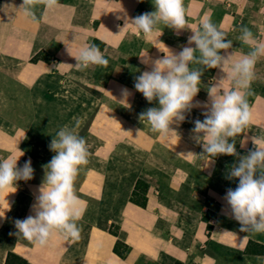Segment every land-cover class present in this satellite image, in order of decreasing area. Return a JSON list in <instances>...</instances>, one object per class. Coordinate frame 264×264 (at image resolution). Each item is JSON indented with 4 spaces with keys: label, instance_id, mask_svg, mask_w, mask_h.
<instances>
[{
    "label": "crops",
    "instance_id": "1",
    "mask_svg": "<svg viewBox=\"0 0 264 264\" xmlns=\"http://www.w3.org/2000/svg\"><path fill=\"white\" fill-rule=\"evenodd\" d=\"M22 2L0 0V80L7 79L15 91L26 89L28 104L27 110H18L22 97L0 89V158L23 153L18 166L31 159L34 174L29 181H18L15 192L0 193V215L4 214L0 264H8L13 256L28 264H264V233L240 232L223 199L227 189L238 185V180L226 178L238 158L202 154V145L191 131L195 120L204 119L209 87H232L229 65L204 69L197 94L202 96L193 99L198 110L192 106L184 121L170 125L174 132L167 135L140 121L149 104L134 88L135 78L151 70L167 51L165 46L173 52L195 47L188 43L189 37L205 18L232 41L231 48L221 50L229 61L252 51L238 39L242 26L264 43V0H183L193 31L182 45L164 36L163 25L149 37L137 34L130 24L124 27L126 20L154 11L152 0H59L51 10L36 6L35 20L23 15ZM217 8L223 11L218 13ZM86 43H97L105 57L137 63L135 77L126 69L112 71L105 83L96 82L94 76L92 86L105 96H88L85 82L92 70L102 66L80 71L69 54L76 55ZM251 43L255 47L256 41ZM40 55L50 60L35 59ZM260 74H264V56L255 65L250 89L257 86ZM123 89L131 93L129 107L122 101ZM10 101L15 107L4 111ZM250 109V125L235 138L239 156L253 149L252 136L264 138V94L253 96ZM74 118L80 121L77 133L89 121V131L99 141L95 161L80 166L74 180L82 209L77 221L80 238L65 240L56 232L46 246L39 247L15 235L14 222L33 214L43 166L55 155L49 144L63 127L55 128V121L69 120L76 127ZM156 146L167 149L173 159L158 158ZM140 179L149 184L146 207L131 201ZM118 242L130 249L124 257L115 250Z\"/></svg>",
    "mask_w": 264,
    "mask_h": 264
},
{
    "label": "clouds",
    "instance_id": "2",
    "mask_svg": "<svg viewBox=\"0 0 264 264\" xmlns=\"http://www.w3.org/2000/svg\"><path fill=\"white\" fill-rule=\"evenodd\" d=\"M152 3L154 11L126 20L124 27L130 24L137 34L143 33L146 37L160 31L161 25L177 34L187 28L183 0H152ZM38 5L51 10L59 6V0H23L19 9L24 16L35 20L34 9ZM241 32L238 39L249 45L252 51L229 61L221 55V50L231 48L232 41L225 39L226 34L210 18L203 19L199 30L193 31L188 40L195 47H182L179 52H173L165 46L167 51L153 62L151 70L143 71L135 78L134 88L149 104L158 102L159 105L140 113V121L149 125L151 131L167 135L174 132L170 125L186 119L185 113L191 110L193 99L200 91L204 69H223L225 64L229 65L232 87L222 89L219 84L209 87L210 103L204 105L207 108L203 113L204 119L195 120L191 131L202 145V154L211 158L220 155L238 158L226 177L238 180V185L235 189H227L223 199L231 210V218L239 223L240 232L256 234L264 233V138L252 136L253 149L244 156L237 153L235 138L251 123L247 96L255 79V65L264 56V43L256 40L246 26H242ZM254 40L255 47L251 43ZM69 54L76 59L75 68L80 71L90 66L107 67L109 63L95 44L86 43L76 55L70 51ZM193 64L202 67L190 68L189 65ZM130 95L128 89H123L122 101L127 104ZM79 123L76 119V127L64 125L52 138L49 149L55 155L43 166L44 179L32 205L33 214L14 222L15 235L36 246H46L56 232L62 234L65 240L80 238L81 229L77 221L81 219L82 209L78 207L74 180L80 166L88 163V149L85 139L76 131ZM22 155L0 158V193L15 192L18 181L33 179L31 159L25 161L22 167L18 166ZM7 209L10 210L9 204ZM243 238L247 239V236Z\"/></svg>",
    "mask_w": 264,
    "mask_h": 264
},
{
    "label": "rangeland",
    "instance_id": "3",
    "mask_svg": "<svg viewBox=\"0 0 264 264\" xmlns=\"http://www.w3.org/2000/svg\"><path fill=\"white\" fill-rule=\"evenodd\" d=\"M230 10H231V8H230ZM215 11L218 13H221L223 11V9L217 8ZM234 15H235V13H234ZM186 20H187V28H185L184 30H181L179 34L175 33L174 30L166 28V27L164 28V26H163V28L165 29L164 36L167 37L168 40L174 42L175 44L182 45L183 42L185 41V37L189 36V34L193 31V28H192L193 26L188 21L187 17H186ZM95 45H98V44L95 43ZM37 58H43L46 60H50V57L43 56V55H40L39 57L36 56L35 59H37ZM105 58L109 61L108 66L98 68L97 72L92 70V74H91L92 76L90 77V79L87 78V81L85 82L86 84L84 85V87L87 90L88 96L92 95L94 97H100V98L105 96L104 92L100 88H95L92 86V82H94L93 81L94 76H95L94 80L96 82L105 83L106 81H108V79H109L108 75H110L112 71L113 72L114 71L120 72L121 70L126 69V72L133 73V76L135 77L134 72L138 69V66H137V63H135L134 61L127 63V62H125V59H123V57L119 58V60L118 59L116 60L114 57H112L110 55H107ZM88 69H90V67ZM89 75L90 74H88V76ZM260 76H261V78H258V80L256 81L257 86L250 89V91H249L250 94L247 96L249 106H250L251 101L253 100V96L255 94H258V93L264 94V80L262 79L264 74H260ZM106 78H108V79H106ZM9 83L10 82L7 79L2 78L0 80V84L2 86H4V88H0V89L5 90L7 94H10V96L17 95L18 97H22V99H18V105L16 107H20V109H18V110H22V111L27 110L28 104H25L26 98H24L27 95V93H26L27 90L23 89V88H17L15 91L14 89H12V88L10 89L8 87ZM197 96H199V98H200V96H202V94H199ZM9 107H11V108L15 107L11 101L8 104L4 105L3 110L4 111H12V109ZM150 107H159L158 102H153L152 104H149V108ZM197 107L198 106H196V105L193 106L194 109L198 110ZM193 112H196V111H193ZM70 122H72V121L61 120V119L57 120V121H55V123H56L55 128H60L61 126L70 124ZM69 126L73 127V125H71V124ZM74 126H76V124ZM78 134H79V136L83 137L86 141V146L88 149V157H87L88 161H90V162L95 161L96 157L94 156L93 153L96 150V148L99 144V141H98V137H95L92 133H90L89 121L84 126H82V128L79 129ZM190 138L192 139V137H190ZM155 152H156L158 158L160 157L164 160L173 159L172 156L170 155V153L167 151V149H164L161 146H156ZM136 186H137V190H136L135 194L132 195L131 201L134 200L138 203H143L144 200L146 199V202H147V200H148L147 194H148V190H149V184L146 182V180L140 179L137 182ZM116 250L118 253L122 254V253L126 252L127 248L124 245L118 244ZM8 264H28V263L23 261V260H20L18 257L13 256L8 261Z\"/></svg>",
    "mask_w": 264,
    "mask_h": 264
},
{
    "label": "trees",
    "instance_id": "4",
    "mask_svg": "<svg viewBox=\"0 0 264 264\" xmlns=\"http://www.w3.org/2000/svg\"><path fill=\"white\" fill-rule=\"evenodd\" d=\"M136 190H137V186H136V188H135V190H134V192H133V195L135 194ZM132 201L135 202L136 204L142 206V207H146V206H147L146 199L144 200L143 203H138V202H136V201H134V200H132ZM118 244H121V242H118V243H117V245H116V247H115V250H116ZM126 248H127V250H126L125 253H122V254L119 253L120 255H122V257L126 256V254H127V253L129 252V250H130L128 247H126ZM116 252H117V250H116Z\"/></svg>",
    "mask_w": 264,
    "mask_h": 264
}]
</instances>
